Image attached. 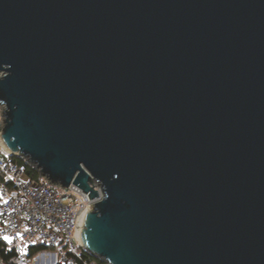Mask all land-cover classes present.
I'll return each instance as SVG.
<instances>
[{
  "label": "water",
  "instance_id": "95a60500",
  "mask_svg": "<svg viewBox=\"0 0 264 264\" xmlns=\"http://www.w3.org/2000/svg\"><path fill=\"white\" fill-rule=\"evenodd\" d=\"M0 110L84 251L264 264V0H0Z\"/></svg>",
  "mask_w": 264,
  "mask_h": 264
},
{
  "label": "built area",
  "instance_id": "2783aa9c",
  "mask_svg": "<svg viewBox=\"0 0 264 264\" xmlns=\"http://www.w3.org/2000/svg\"><path fill=\"white\" fill-rule=\"evenodd\" d=\"M10 157L15 156L0 140V240L14 248L19 264H28V250L37 243L54 248L59 263L73 264L67 253L75 254L81 248L82 221L95 201L74 186L64 190L42 177V182L30 179L25 165L29 164L13 162Z\"/></svg>",
  "mask_w": 264,
  "mask_h": 264
},
{
  "label": "trees",
  "instance_id": "16d2710c",
  "mask_svg": "<svg viewBox=\"0 0 264 264\" xmlns=\"http://www.w3.org/2000/svg\"><path fill=\"white\" fill-rule=\"evenodd\" d=\"M1 130V123H0ZM13 162L24 164V161L19 157H10ZM26 165V174L27 176L36 181L42 182L39 173L31 168L29 165ZM54 248L44 246L40 243H37L33 247L29 248L27 256H28V264L32 263V260L39 254L44 252H54ZM67 255L72 259L73 264H107L106 262L98 259L92 254L84 251L83 249H79V251L75 254L67 253ZM0 264H19L18 263V255L12 246H9L4 240H0ZM61 264V263H57Z\"/></svg>",
  "mask_w": 264,
  "mask_h": 264
},
{
  "label": "rangeland",
  "instance_id": "374dc122",
  "mask_svg": "<svg viewBox=\"0 0 264 264\" xmlns=\"http://www.w3.org/2000/svg\"><path fill=\"white\" fill-rule=\"evenodd\" d=\"M58 257L59 255L55 252H44L41 253V255H38V257L36 258V262L32 261L31 264H57L60 261Z\"/></svg>",
  "mask_w": 264,
  "mask_h": 264
},
{
  "label": "snow or ice",
  "instance_id": "6c2138e0",
  "mask_svg": "<svg viewBox=\"0 0 264 264\" xmlns=\"http://www.w3.org/2000/svg\"><path fill=\"white\" fill-rule=\"evenodd\" d=\"M5 240H8V242L10 243L11 241L8 239V237H4Z\"/></svg>",
  "mask_w": 264,
  "mask_h": 264
}]
</instances>
